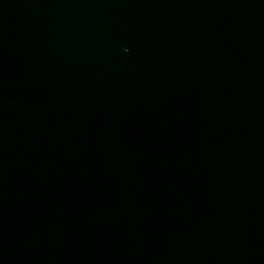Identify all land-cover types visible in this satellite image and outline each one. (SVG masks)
<instances>
[{"label": "water", "instance_id": "water-1", "mask_svg": "<svg viewBox=\"0 0 264 264\" xmlns=\"http://www.w3.org/2000/svg\"><path fill=\"white\" fill-rule=\"evenodd\" d=\"M0 264H264V0H0Z\"/></svg>", "mask_w": 264, "mask_h": 264}]
</instances>
